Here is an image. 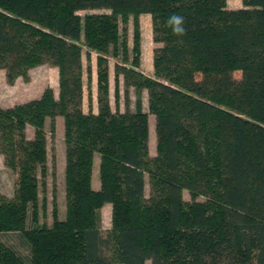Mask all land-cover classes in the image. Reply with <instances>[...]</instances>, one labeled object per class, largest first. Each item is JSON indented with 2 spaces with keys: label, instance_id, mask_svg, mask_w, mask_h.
Listing matches in <instances>:
<instances>
[{
  "label": "trees",
  "instance_id": "obj_1",
  "mask_svg": "<svg viewBox=\"0 0 264 264\" xmlns=\"http://www.w3.org/2000/svg\"><path fill=\"white\" fill-rule=\"evenodd\" d=\"M244 2L0 0V68L8 81L28 79L44 63L59 75L58 94L47 86L39 98L0 107V153L15 175L13 196L0 191V264H264V0ZM141 13L151 14L161 43L153 76L141 70ZM84 48L97 53V112L84 109L85 72L88 83L92 73ZM109 55L119 59L115 107ZM57 116L64 118L66 214L55 207L46 225L40 189ZM106 203L112 227L104 232ZM11 232L28 244L27 258L4 240Z\"/></svg>",
  "mask_w": 264,
  "mask_h": 264
},
{
  "label": "rangeland",
  "instance_id": "obj_2",
  "mask_svg": "<svg viewBox=\"0 0 264 264\" xmlns=\"http://www.w3.org/2000/svg\"><path fill=\"white\" fill-rule=\"evenodd\" d=\"M227 5L229 8H240L245 7L246 4L244 0H227ZM84 13V11H81ZM145 24V22H144ZM150 28L149 30V44L152 43L153 31L152 29V19L150 18L149 24H147ZM121 26L124 24L121 22ZM127 32H128V40L130 41V47L133 44V20L132 15L130 16V20L127 23ZM124 26V27H125ZM141 26V22H140ZM147 29V28H146ZM152 34V38H151ZM142 38V34H141ZM144 56L146 55V48L144 50ZM87 49L84 48L83 52V62L85 67L91 64L92 73H91V82L88 83V73L85 72V96H84V109L88 111L90 108L97 110L98 109V83H97V53L90 52V56L86 54ZM109 61V72H110V99L112 106L115 107V64L119 62L117 57L108 56ZM45 64V63H44ZM49 64V63H46ZM41 65V64H40ZM39 65V66H40ZM43 65V64H42ZM38 66V65H37ZM41 68L37 71L38 74H43L40 72ZM40 72V73H39ZM51 72V71H50ZM59 75L56 69V94H58L59 90ZM122 75L120 77V106L123 108V79ZM26 79V78H24ZM29 79V78H28ZM26 79V80H28ZM132 100L135 98L134 95V88L131 90ZM148 93L147 90L143 93V106L144 109L149 111V104H148ZM58 117V118H57ZM56 117V133L51 135L48 133V157H49V172L46 177V185L40 189V224L51 225L53 222V210L57 207L59 217H64L66 214V192H65V177L62 171L59 169V154L60 151L65 149V140H64V118L62 116ZM50 121L51 119L48 118L46 121V128L49 130L50 128ZM155 116L152 113H149V125H150V139H149V153L151 156L157 155V135L155 132ZM55 161H54V160ZM55 162L56 171L55 175H53L52 166ZM14 181L15 175L14 173L5 165H3L2 161L0 160V191L6 194L7 196L11 197L14 194ZM96 187V184H95ZM150 184L147 175V184H146V196L150 194ZM183 198L186 202H190L192 200L191 194L189 190L183 189ZM200 200H203L204 197H198ZM112 227V204L106 203L102 208V228L104 232L109 230ZM4 240L11 246H13L19 253H21L24 257H28L29 254V247L28 244L25 242L23 237L17 232H11L7 234H3ZM148 264H151V261H147ZM115 264H120L116 262Z\"/></svg>",
  "mask_w": 264,
  "mask_h": 264
},
{
  "label": "crops",
  "instance_id": "obj_3",
  "mask_svg": "<svg viewBox=\"0 0 264 264\" xmlns=\"http://www.w3.org/2000/svg\"><path fill=\"white\" fill-rule=\"evenodd\" d=\"M151 18L150 13H141L139 15V19L141 22V34H142V63L141 70L149 75H154V49L161 45V43L156 42L155 40L149 44V24ZM145 22V24H144ZM147 28V29H146ZM152 33V29H151ZM152 38V34H151ZM130 45V41H129ZM146 48V55L144 56V50ZM94 52V51H92ZM93 67V65H92ZM41 68L40 72L43 74H38V70ZM56 69L58 72V68L51 64H41L40 66L32 67L29 70V79H24L23 76H18L13 82H9L7 78L6 69L0 68V107H10L19 103L26 102L28 100L39 98L43 94L45 88L47 86H51L54 89L56 94ZM51 71V72H50ZM39 72V73H40ZM98 110V109H97ZM97 110L93 109L94 112ZM58 118V117H57ZM26 133L29 138H33L34 136V127L32 125H27ZM64 148V147H63ZM60 151L59 154V163H60V171L64 174L65 177V166H66V144L65 149ZM0 160L3 165L6 166L4 162V156L0 153ZM99 164L100 157L96 155L94 158L93 164V177H92V185L94 188L98 189L100 187V178H99ZM7 167V166H6ZM96 184V187H95Z\"/></svg>",
  "mask_w": 264,
  "mask_h": 264
},
{
  "label": "clouds",
  "instance_id": "obj_4",
  "mask_svg": "<svg viewBox=\"0 0 264 264\" xmlns=\"http://www.w3.org/2000/svg\"><path fill=\"white\" fill-rule=\"evenodd\" d=\"M170 22L179 25V24L181 23V20H180V18H178V17H173V18H172V21H170ZM177 31H182V29L177 28Z\"/></svg>",
  "mask_w": 264,
  "mask_h": 264
}]
</instances>
